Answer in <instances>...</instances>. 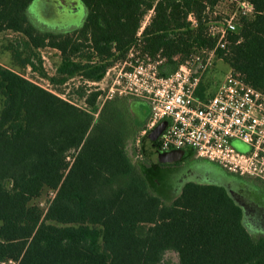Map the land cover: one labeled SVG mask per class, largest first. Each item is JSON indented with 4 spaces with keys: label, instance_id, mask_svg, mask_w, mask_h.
<instances>
[{
    "label": "trees",
    "instance_id": "16d2710c",
    "mask_svg": "<svg viewBox=\"0 0 264 264\" xmlns=\"http://www.w3.org/2000/svg\"><path fill=\"white\" fill-rule=\"evenodd\" d=\"M251 1L255 16L240 20L220 56L264 92V0ZM33 2L0 0V35H19L8 46L16 65L54 86L81 77L76 92L88 109L0 65V264H264V237L245 226L225 186L159 185L173 165H153L152 133L139 138L150 102L127 95L100 107L101 93L85 85L126 60L151 11L142 42L166 53L163 75L175 72L196 49L215 46L206 9L220 0H82L83 26L60 34L36 27ZM48 48L61 54L52 77L41 56Z\"/></svg>",
    "mask_w": 264,
    "mask_h": 264
},
{
    "label": "built area",
    "instance_id": "2783aa9c",
    "mask_svg": "<svg viewBox=\"0 0 264 264\" xmlns=\"http://www.w3.org/2000/svg\"><path fill=\"white\" fill-rule=\"evenodd\" d=\"M206 14L215 46L196 49L175 72L162 74L167 61L164 51L152 55L146 50L142 42L146 22L126 60L111 68L102 81L85 84L100 87L117 70L103 102L127 95L148 100L151 117L141 136L166 123L158 137L160 153L192 151L197 159L229 173L264 182V92L230 69L216 94H201L206 74L223 60L220 53L229 52L240 20L255 16V5L251 0H220L213 9L207 7ZM188 20L198 26L195 15ZM98 92L101 99L103 93Z\"/></svg>",
    "mask_w": 264,
    "mask_h": 264
},
{
    "label": "rangeland",
    "instance_id": "374dc122",
    "mask_svg": "<svg viewBox=\"0 0 264 264\" xmlns=\"http://www.w3.org/2000/svg\"><path fill=\"white\" fill-rule=\"evenodd\" d=\"M74 1L78 4L77 9L75 11H67L58 9V7L54 4H47L45 0H34L33 4L30 6L32 22L40 30L55 34L66 33L76 29H80L87 17V8L82 0ZM152 16L153 13H148L146 15L142 27L146 24V22H149L151 20ZM18 37L19 35L11 32H6L0 35V65L15 71L16 73L24 76L25 78L45 89L57 93L62 98L68 99L78 104L79 106L88 109L84 102L79 100L78 94L76 92L80 87L84 86L83 79L81 77L75 76L64 85L54 86L52 83H50L49 79L41 75L39 72L32 70V68L22 69L16 65L12 52L8 49V46L11 42H14L16 39H18ZM41 56L43 59V68L45 70V73L48 77L54 76L61 64L60 52L48 48L41 51ZM116 71L117 70L112 71L100 87L93 84L88 85V89L92 90V92L101 91L103 93V97L98 100V105L100 107L104 104L103 101L105 95L108 93L109 87L112 84L113 79L115 78ZM229 71L230 67L223 60L218 61L215 64V67L206 74L204 80L205 86L207 87L206 91L208 94L214 95L217 93L221 84L225 80V76L229 73ZM96 117H98V114H96ZM141 137L142 136L140 135L139 138L141 139ZM148 142L149 139L147 140V143ZM148 153L149 148L147 147L146 154ZM192 156L193 158L189 162L184 160L176 165L171 166L169 169L162 170L159 185L164 189H169V187L174 186L177 189L181 190V188L186 183L191 181L199 182L201 178L207 177V167L214 169L216 172L225 173L224 169L217 164L202 159H199L196 162V157H194V154H192ZM148 160L150 161L149 158ZM50 196L53 195L50 194ZM50 196L44 197L41 200L42 207H46L47 200ZM169 257L177 261V257L175 254H170ZM7 264L15 263L10 262Z\"/></svg>",
    "mask_w": 264,
    "mask_h": 264
},
{
    "label": "flooded vegetation",
    "instance_id": "af4514ba",
    "mask_svg": "<svg viewBox=\"0 0 264 264\" xmlns=\"http://www.w3.org/2000/svg\"><path fill=\"white\" fill-rule=\"evenodd\" d=\"M47 4H54L61 10L75 11L77 2L74 0H45ZM192 151H186V155L180 162L191 161ZM195 157V156H194ZM195 158L197 162L199 159ZM176 162L174 164L180 163ZM172 164V165H174ZM219 166V165H218ZM207 177L201 178L199 182H212L225 186L232 198L240 205L244 212L243 222L249 231L256 237H264V184L259 180L242 177L224 172H216L209 167L206 168Z\"/></svg>",
    "mask_w": 264,
    "mask_h": 264
},
{
    "label": "water",
    "instance_id": "95a60500",
    "mask_svg": "<svg viewBox=\"0 0 264 264\" xmlns=\"http://www.w3.org/2000/svg\"><path fill=\"white\" fill-rule=\"evenodd\" d=\"M166 126V123L159 126L157 129H155L150 138L153 140V142L149 143V153L147 154V157L150 159V161L153 163V165H160V164H173L176 162L181 161L185 155L186 151H174L170 153H160L157 149L156 144L154 143V140H157L159 135L161 134L162 130Z\"/></svg>",
    "mask_w": 264,
    "mask_h": 264
},
{
    "label": "crops",
    "instance_id": "0c3cea01",
    "mask_svg": "<svg viewBox=\"0 0 264 264\" xmlns=\"http://www.w3.org/2000/svg\"><path fill=\"white\" fill-rule=\"evenodd\" d=\"M149 22H150V21H149ZM149 22H148V23H149ZM147 25H148V24H147Z\"/></svg>",
    "mask_w": 264,
    "mask_h": 264
}]
</instances>
